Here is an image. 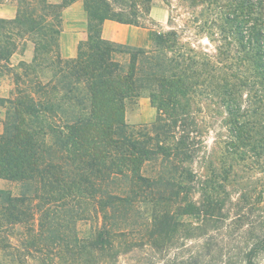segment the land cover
Here are the masks:
<instances>
[{"label":"trees","instance_id":"obj_1","mask_svg":"<svg viewBox=\"0 0 264 264\" xmlns=\"http://www.w3.org/2000/svg\"><path fill=\"white\" fill-rule=\"evenodd\" d=\"M81 1L87 35L70 58L57 43L64 3L18 0L13 17H0V82L11 80L0 94V178L13 184L0 188V264H97L106 250L166 238L194 206L183 198L191 190L224 192L228 169L210 170L201 183L191 169L200 142L193 99L201 88L217 94L233 141L246 147L252 136L262 138L241 93L264 80V19L250 15L259 1L232 0L224 13L243 16L238 36L253 72L243 63L248 52L224 65L175 30H154L148 48L102 36L106 20L153 22V0ZM25 41L32 58L11 66ZM141 95L156 117L128 124L124 100Z\"/></svg>","mask_w":264,"mask_h":264},{"label":"rangeland","instance_id":"obj_2","mask_svg":"<svg viewBox=\"0 0 264 264\" xmlns=\"http://www.w3.org/2000/svg\"><path fill=\"white\" fill-rule=\"evenodd\" d=\"M17 1L0 0V17H13ZM24 1L33 4L36 0ZM47 1L64 3V0ZM231 1L153 0L151 8H154V13L150 15L153 22L145 20L141 25L125 24L141 28L118 29L108 26L104 36L115 33L119 38L131 42L136 37L137 43L144 42L148 37V48L154 30H175L182 42L201 51V54L206 52L212 55L211 59H217L224 65H233L236 57L245 55V51L249 50L238 36L237 25L243 22V16L224 14L226 5ZM255 1L247 0V4ZM257 1L259 9L250 15L262 20L264 0ZM58 26L59 54L62 58L73 57L78 43L87 35L86 15L81 0L64 3ZM24 43V48L19 45L11 56V66H15L20 60L28 62L32 58L33 44L30 41ZM249 55L250 52L243 63L253 72ZM44 72L45 78H48L49 71ZM256 80L248 90L249 95L245 89H241V93L243 108L247 109L246 113L253 121L254 128L263 127V130L260 128L262 138L258 142L259 137L252 136L246 147L232 140L230 117L214 91L201 88V95L193 99L195 128L200 142L191 169L196 175L197 183L207 179L210 170L219 172L221 168L228 169L231 181L225 185V191L207 192L203 195L198 190H191L183 198L193 202L194 206L182 212L180 225L166 238L153 245L144 239H137L135 246L129 249L120 246L106 250L99 256L97 264H245L249 259L255 264H264V80ZM10 87V79L1 81L0 94L7 93ZM262 95L263 98L258 101ZM245 99L249 104H246ZM124 109L125 122L134 125L149 123L157 114L145 95L125 99ZM2 117L1 111L0 120ZM230 142L234 148L227 152L225 149ZM4 187L13 188V184L7 181ZM140 220L143 219L140 217ZM89 223L82 225L84 231L90 229ZM134 230L140 232L137 233L138 238L145 234L142 226ZM59 262L62 264L63 258Z\"/></svg>","mask_w":264,"mask_h":264},{"label":"crops","instance_id":"obj_3","mask_svg":"<svg viewBox=\"0 0 264 264\" xmlns=\"http://www.w3.org/2000/svg\"><path fill=\"white\" fill-rule=\"evenodd\" d=\"M152 13H154V8H151V10H150V15H152ZM162 13H163V12H162ZM109 22H110L111 24H108ZM108 26H109V27H110V26H113V27H116V28H118V29H120L121 27H135V28H141V27H139V26L125 25V24H121V23H118V22H115V21L106 20V21L103 23V25H102V36H103L104 38L109 39V40L116 41V42H120V43L134 44V45L142 46V47H147V46L149 45V39H148V37L145 39L144 42L137 43V42L135 41V39H137L136 37H134V38H133L134 41L131 42V41H127V40H125V39H123V38H119V36H118L117 34H115V33H113V34H108V35L104 36V33H106V32H105V29H106ZM145 30L148 31V29H146V28H145ZM0 179H1V178H0ZM3 180H5V179H3ZM6 182H7V180H6V181H0V188H5L4 186L6 185Z\"/></svg>","mask_w":264,"mask_h":264}]
</instances>
